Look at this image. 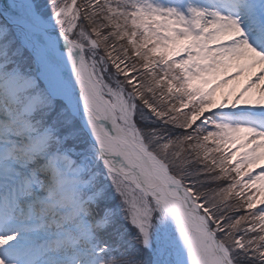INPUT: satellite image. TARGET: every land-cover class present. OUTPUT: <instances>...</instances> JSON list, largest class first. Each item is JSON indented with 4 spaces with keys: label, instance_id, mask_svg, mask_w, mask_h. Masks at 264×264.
I'll use <instances>...</instances> for the list:
<instances>
[{
    "label": "rangeland",
    "instance_id": "1",
    "mask_svg": "<svg viewBox=\"0 0 264 264\" xmlns=\"http://www.w3.org/2000/svg\"><path fill=\"white\" fill-rule=\"evenodd\" d=\"M29 1L44 20L80 45L102 93L114 106L120 123L134 133V136L195 194L194 199L209 213H205L208 219L218 223V230L223 234V238L219 240L227 248L233 264L258 263L256 255L264 256V155L259 158L253 156L251 151L253 148L264 150V123L247 113H209L217 88L222 87L224 90L228 87L226 82H222V86L217 85L212 75L213 67L219 61L214 59L215 56L220 53L221 48L230 47L226 43L219 47L213 46L214 40L227 39L226 34L222 33L229 28L214 29L208 26L211 29L205 31L207 24L200 14L194 11V0H149L145 4L143 0H122L127 8L123 10H115V0H112L111 3H106L104 10L100 6H93L85 12L78 7L77 0ZM80 1H84L85 5L88 2L90 5L94 3L93 0ZM260 2L264 15V0ZM185 7L188 16L182 17ZM116 15H119L124 23L125 28L121 35L126 34L128 23L132 30V24L135 23L140 37L135 39L137 34L132 31L127 42L134 44V50L142 60L154 62L156 60L151 55L159 54L157 60H162L159 72L163 74L158 78L154 77L156 84L145 79H141L142 82L137 81L141 74L130 70L131 65L124 61L128 59L125 53L121 52L124 51L119 45L121 43L115 45L110 39V34L101 33L102 28L107 27L111 20L116 22ZM94 21L96 22L93 23ZM122 22L111 26L113 38L121 36L118 29L122 28ZM17 40L20 41V48L16 47ZM0 51V55L5 57L3 66L10 70L7 72L12 73L0 82V101L5 99L6 103L4 105L3 101L0 102V123H3V118H14L11 124L5 123L0 127L2 132L4 128L9 130L4 136L5 140L0 139V145L5 146V142H9L7 137H10V142L28 141L25 143L28 145L24 148L26 150L32 148L34 143L49 140L40 147V151L35 153L33 158L21 156L22 161H46L49 174L38 172L44 175L39 182L49 180L48 182L56 188L57 182L64 179L63 186L57 191L62 204L74 208L78 206L77 200L80 196L88 194L85 201L91 202L94 209L103 208L100 219L92 215V220L86 219L85 207L74 208L64 225L52 229L56 232L65 227L69 228L70 225L83 227L76 233L78 241L75 246L55 251L61 260H66L62 264H106L107 255L103 244L111 248L114 243L112 239L127 225L130 226L128 229L131 232L128 235L131 236L135 232L139 235L141 246L151 254L152 264H170L167 230L155 203L151 199L147 201L132 180L112 173L99 161L98 153L90 145L71 110L54 95L48 79V70L27 42L1 22ZM250 70L251 67L246 69ZM171 71L173 74L169 76ZM38 82L40 84L36 85ZM161 85L166 88L163 89L164 86ZM154 86L164 90V99H169L167 93L171 92V95L181 98L183 101L180 106L169 115L162 116L161 109L156 107L158 101L148 99L151 97L150 93L155 97L159 95L155 93ZM16 88L17 92L12 93ZM47 92L52 94L54 99L49 101ZM238 94L223 98L222 110H231L247 99L248 95ZM231 96L234 98L232 101ZM6 97L10 99L7 100ZM151 105L154 108H150ZM153 114L157 118L166 117L165 122L169 121L171 124L174 120L185 118L188 126H182L185 130L179 137L164 134L158 129L149 128L150 121L155 118H152ZM17 122L20 125H17ZM45 123L47 129L40 131V125ZM243 127L248 129L244 131ZM54 137L58 138L57 142L60 141L59 145H69V155L65 151L53 154L44 151L48 145L56 147L51 143ZM8 150L9 148L2 149L0 155H6ZM55 160L60 164L56 176L50 170L51 163ZM7 161H0V165L5 166H0V181L7 180L16 173L13 170L16 165L11 164L16 163L14 157H9ZM223 164H229L225 175L232 172L237 180H230L227 185L230 190L210 194V190L205 191L208 181L212 186V178L207 179V176H210L208 171L224 166ZM24 176L29 178L27 173ZM34 179H31V183ZM223 180L228 181L226 176ZM235 184L241 188V192L237 190L241 193L240 197L250 196L249 203L245 200L249 211L235 218L226 213L217 217L214 205L226 202L227 193L233 195L235 191L233 196L237 197ZM232 187L234 188L231 190ZM247 189H251L253 195H250ZM2 199L1 194L0 200ZM243 225L248 228V232L240 235ZM252 226H255V233H250L247 235L250 238H246L244 235L249 233ZM106 229L110 231L103 234L102 231ZM109 234L110 236H107ZM76 247L80 249L77 250ZM249 256L252 260L247 262ZM1 257L5 264L6 257Z\"/></svg>",
    "mask_w": 264,
    "mask_h": 264
},
{
    "label": "bare ground",
    "instance_id": "2",
    "mask_svg": "<svg viewBox=\"0 0 264 264\" xmlns=\"http://www.w3.org/2000/svg\"><path fill=\"white\" fill-rule=\"evenodd\" d=\"M0 14L7 24L19 32L48 70L50 74L48 79L51 82L54 95L65 101L71 112L75 114L88 137L96 145L98 155L107 168L115 174L132 180L133 184L143 192L145 199L147 201L151 199L155 203L162 214L167 230L170 264H218L219 256L216 253L212 254L200 226L193 218L192 212L181 208L158 185V181H163L166 178L161 170L163 163L148 151L134 136V133L120 123L114 106L102 93L86 59L78 57L82 55V52H78L75 47L70 49L68 44L62 40L59 32L31 9L26 0H0ZM218 17L223 21L216 25V21L211 22L208 19L209 22L205 31L226 26L230 32L234 30L240 32L239 28L243 26L241 20H244L245 14L228 18L220 15ZM222 34H226L227 39L233 37V33L223 32ZM232 40H235L236 43V39ZM238 41L243 43L240 37H238ZM221 42L216 38L213 46ZM67 52H70V55L71 53L74 54V62H70L66 58ZM219 52L214 58L220 62L218 61L213 67V80L220 86H222V82H226L228 87L224 90L222 87L217 88L215 101L211 105L209 113L231 112L236 114L245 113V111L262 113L264 110V55L253 51L251 47L249 48L244 44H237L228 49L221 48ZM249 67L251 70L246 71ZM73 76L78 79L79 87L73 84ZM2 81L3 79H0V82ZM17 90V88L14 89L12 93L15 94ZM241 93L248 95L245 101L240 102L231 110H222L223 98L231 94L240 95ZM6 99L10 98L6 97ZM233 99L231 96L230 100ZM1 100L5 102V99ZM10 121L11 118H3V124ZM247 129V127H243L244 131ZM0 134V139L4 138V133L0 132ZM27 147L28 145L25 148ZM251 154L260 158L264 155V150L253 148ZM118 156H121L122 160ZM51 164L50 170L56 176L60 170V164L58 161ZM34 165L37 171L49 174V170H41L44 166L39 167L38 160L34 161ZM38 178H41L39 173ZM66 179L68 178L66 177ZM48 181L46 180L43 185L40 184L35 191H31L34 193L24 200L30 203L47 202L50 206L52 205L50 212L53 214H64L71 209L74 210L71 206L62 204L57 196V191L60 186H63L64 179L57 182L56 188ZM174 192L177 191L171 190V193ZM55 219L58 217L53 216L50 220L54 223L56 222ZM9 225L19 227L22 223L12 221ZM43 233L44 231L40 229L39 236ZM44 239L47 238L44 237ZM13 253L16 254L17 252L14 251ZM52 261L54 260L52 259Z\"/></svg>",
    "mask_w": 264,
    "mask_h": 264
},
{
    "label": "trees",
    "instance_id": "3",
    "mask_svg": "<svg viewBox=\"0 0 264 264\" xmlns=\"http://www.w3.org/2000/svg\"><path fill=\"white\" fill-rule=\"evenodd\" d=\"M93 1H94V3L92 5H90L89 2L87 3V5H85L84 1L82 3L80 0H77V5H78V7H81L82 11L85 12V11L91 10L93 6H98V7L100 6L104 10V7H106V3L112 2V0H93ZM98 2H100V3H98ZM113 6H114L115 10L127 9L125 7V5L123 4L122 0H115V2L113 3ZM115 17H116L117 23L115 21L111 20L110 24H108L107 27L102 28L101 33L103 35H109L110 34V36H111L110 39L113 40V43H115V45L121 43L119 45L121 46V48L124 49V51H121V52L125 53V57L128 59V61L127 60H124V61L131 65L132 68L130 70H136L138 74H141V76L139 75L137 81L142 82L143 80H141V79H145V80H148L152 84H154V83L156 84L154 77L158 78V77L162 76L161 74H163V73L159 72L160 65L162 63V60H160V59L157 60V56L159 54L151 55V57H154V59L156 60L154 62H149L148 60L146 61L144 59L142 60V58L136 54L137 52L134 50V44L127 42V40L130 39L129 35L132 33V31L137 34V36H135V39L137 37H140L138 29L134 26L135 23L132 24L133 30H132V28L129 27V23H128L126 34L121 35L123 33L124 28H125L124 23L122 22L119 15H116ZM122 18H123V20H126L125 17H122ZM95 22L96 21H94L93 23H95ZM121 22H122L123 26H122V28L119 27V29H118L121 36H118L117 38H113V35L111 34V31H110L111 26L113 24H120ZM143 38H146V37H143ZM145 45L146 44H144V46ZM172 74L173 73L171 71L170 74H168V75L171 76ZM156 75H157V77H156ZM177 77H179V75H177ZM161 84H163V83H161ZM161 86H164V85H161ZM165 88L166 87L164 86L163 89H165ZM154 90H155V93H157L159 95L155 97V95H152L150 93L151 97H149L148 99L152 98L153 101H156V100L158 101V105H156V107L161 109L162 116L169 115L176 107L180 106L179 104L183 101L181 98L171 95L172 92H171V94L167 93V95L169 96V99H164V98H162V92L164 90L161 91V88L156 89L155 86H154ZM174 91H175V89H174ZM152 106L153 105H151L150 108H154V106L153 107ZM193 113H194V111H193ZM152 118H154V119L150 121L149 128L158 129L159 131H161L164 134L169 133L170 136H178L179 137V134L185 130V129H183V127L188 126L187 125L188 121L185 118L174 120V122L172 121V124L169 121L165 122V120H167L166 117L157 118L153 114ZM204 129H205V127H204ZM62 146L69 147L68 144L67 145L62 144ZM62 146H59V147H62ZM227 169H229V164H226V166L225 165L220 166L219 168L214 169L213 171L209 170L208 173L210 176H207L208 177L207 179L209 180L212 178V180H211L212 186L209 185V181H208V186L205 187V191L210 190V192H211L210 194H212L214 192H218V193L220 192L221 193L223 191L230 190L229 186H227L228 183H230V180H237V179L233 176L232 172L230 174L225 175L227 173ZM225 176L227 177V180H228L226 182L223 180V177H225ZM200 181H202V180H200ZM202 182H204V181H202ZM237 183H238V181H237ZM234 186H235L236 193H238L237 190L240 191L241 188L239 186H237V184H235ZM233 188L234 187H232L231 190ZM247 192L250 195H253L252 194L253 192L251 189H249V190L247 189ZM234 193H235V191H234ZM234 193H233V195H234ZM192 194H193V196H195L194 193H192ZM249 194H247V195H249ZM233 195L227 193V197L225 198L226 202L219 203L218 205H214L216 207V212H217L216 216L217 217H219L221 215V213H224V214L226 213L227 215L229 214L232 218H235L236 216L244 215L249 211V209H248L249 207H247L245 200L248 201V203H249V197L250 196H247L246 198L244 196L240 197L241 193H238L237 197H234ZM196 201H198V200L196 199ZM102 209H97V208L94 209L95 211H97L95 213L96 218L100 219V217L102 216ZM203 210L206 214H209L205 211V208ZM209 223H210L212 230L216 231L217 236L220 239H222L223 234L218 230L219 229L217 226L218 223L210 220V218H209ZM127 226L125 228H123V230H121L120 233L117 234L116 238L112 239V240H114V243H113L111 248H110V246L103 244L104 246H106L105 247L106 248L105 249L106 255H107L106 263L107 264H152L151 254L146 249H144V247L141 246V241H140L139 235L136 232L133 233L131 236L128 235V234H131V232L128 229V228H130V226H128V227ZM262 227L264 229L263 224H262ZM247 229L248 228L245 225H243L242 229L240 231V235L242 233H244ZM251 229L249 230L248 234L244 235L246 238H250L249 236H247L250 233H252V234L255 233L254 232L255 226H252ZM118 230H120V227L118 228ZM108 231H110V230L106 229L102 232H103V234H106ZM246 232H248V231H246ZM124 233L127 235H125ZM107 236H110V234ZM100 238H102V237H100ZM101 241H102V239H101ZM262 242H260V244ZM263 247H264V244H263ZM256 258L258 260V263H256V264H264V256L262 254L256 255ZM250 260H252V257L249 256L247 262Z\"/></svg>",
    "mask_w": 264,
    "mask_h": 264
},
{
    "label": "water",
    "instance_id": "4",
    "mask_svg": "<svg viewBox=\"0 0 264 264\" xmlns=\"http://www.w3.org/2000/svg\"><path fill=\"white\" fill-rule=\"evenodd\" d=\"M55 30L57 29L55 28ZM57 31L59 32L64 43L68 44V47L70 49L75 47L79 51V47L74 41H72L61 31ZM65 56L67 59L70 60V62H74L73 60H75V57L73 53H71L70 55V52H67ZM78 57L81 58V55H79ZM73 84L79 87V81L75 78V76H73ZM94 146L96 147V145ZM118 157L122 160L121 156ZM161 170L164 175H166V178L163 181H158V185L162 188L164 192L169 194L170 197L181 206V208L192 212L193 218L195 222L200 226L203 236L207 241L208 245L210 246L212 254L216 253V255L219 256L217 261L218 264H232L227 248L217 238L216 234L211 230L206 215L202 212V209L199 204L193 199L191 192L182 184V182L178 178L171 174V172L163 164H161ZM165 181L167 182L164 183ZM171 190H176L177 192L171 193Z\"/></svg>",
    "mask_w": 264,
    "mask_h": 264
}]
</instances>
